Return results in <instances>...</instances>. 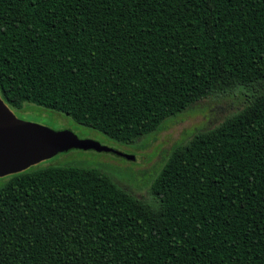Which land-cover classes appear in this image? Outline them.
Segmentation results:
<instances>
[{"label": "trees", "instance_id": "trees-1", "mask_svg": "<svg viewBox=\"0 0 264 264\" xmlns=\"http://www.w3.org/2000/svg\"><path fill=\"white\" fill-rule=\"evenodd\" d=\"M139 200L97 170L0 188V264H264V0H0V100L132 145L210 95Z\"/></svg>", "mask_w": 264, "mask_h": 264}, {"label": "rangeland", "instance_id": "rangeland-1", "mask_svg": "<svg viewBox=\"0 0 264 264\" xmlns=\"http://www.w3.org/2000/svg\"><path fill=\"white\" fill-rule=\"evenodd\" d=\"M238 92L210 95L183 112L168 117L155 133L138 138L132 145L115 143L105 135L80 126L69 118L25 103L21 110H11L18 118L52 130H67L78 139H87L109 148V152L71 149L33 167L71 166L97 170L119 188L139 200L149 198V185L163 165L169 151L185 143L193 134L218 125L224 118L242 108ZM31 168V167H30ZM9 176L0 178V188Z\"/></svg>", "mask_w": 264, "mask_h": 264}, {"label": "water", "instance_id": "water-1", "mask_svg": "<svg viewBox=\"0 0 264 264\" xmlns=\"http://www.w3.org/2000/svg\"><path fill=\"white\" fill-rule=\"evenodd\" d=\"M71 149L111 151L97 142L78 139L67 130L56 131L18 119L0 100V178Z\"/></svg>", "mask_w": 264, "mask_h": 264}]
</instances>
